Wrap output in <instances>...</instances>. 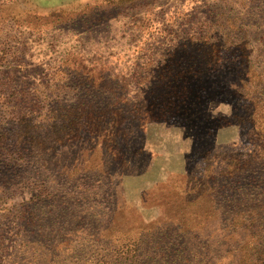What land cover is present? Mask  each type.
I'll use <instances>...</instances> for the list:
<instances>
[{
    "label": "rangeland",
    "instance_id": "374dc122",
    "mask_svg": "<svg viewBox=\"0 0 264 264\" xmlns=\"http://www.w3.org/2000/svg\"><path fill=\"white\" fill-rule=\"evenodd\" d=\"M258 129L264 0H0V264H264Z\"/></svg>",
    "mask_w": 264,
    "mask_h": 264
},
{
    "label": "trees",
    "instance_id": "16d2710c",
    "mask_svg": "<svg viewBox=\"0 0 264 264\" xmlns=\"http://www.w3.org/2000/svg\"><path fill=\"white\" fill-rule=\"evenodd\" d=\"M104 116L105 115H102L99 112L94 113V112H90L87 108L86 109L81 108L80 113L77 117V121L72 120V119H68L67 123L62 124L58 128V132L55 133L56 134L55 136H57L60 139L61 137L59 135V132H60V134H62L61 136L69 134V136L74 135L76 137H78V134H80V133H86V135H88L89 139L99 138V136L105 135V133L102 132V130H98V126L101 123H103L104 121H106L104 119ZM117 118H119V115H117V113H114L113 117H110V119L107 123L110 126L115 127V124H117ZM91 128H95V130H98V132H99L98 135H96V136L93 135V131ZM259 131L260 130L258 129V131L255 132V134L260 135L262 142L258 145H254L252 151L249 154H246L248 157L245 158L244 160H241L239 156L233 157L232 163L229 164L230 169H229L228 174H227L228 177H226L225 179H228V178L231 179L234 176H238L240 173L245 171L246 166L248 164H250L249 161L254 160V158L264 160V144H263L264 131H262L260 134H259ZM29 140L30 139L28 137H26V140H24V142L30 143ZM30 144H33V142H31ZM31 150H33L32 145L19 146V147H16L14 145V153H18L22 157H24L25 155H29ZM235 213H239V211H235ZM134 257L137 258L136 255H133V254L131 255V254H129V251H125L123 254L119 253V255L113 259L112 264H138L137 259ZM256 263H258V262H256Z\"/></svg>",
    "mask_w": 264,
    "mask_h": 264
}]
</instances>
